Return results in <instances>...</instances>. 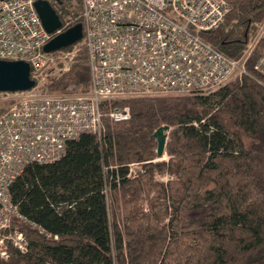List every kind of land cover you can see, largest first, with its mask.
I'll return each instance as SVG.
<instances>
[{
    "label": "trees",
    "instance_id": "16d2710c",
    "mask_svg": "<svg viewBox=\"0 0 264 264\" xmlns=\"http://www.w3.org/2000/svg\"><path fill=\"white\" fill-rule=\"evenodd\" d=\"M227 2L223 23L199 34L238 58L264 20V0ZM56 6L66 27L81 22V0ZM263 45L246 74L213 91L102 101L101 141L82 133L10 184L28 244L0 264H264V76L254 68ZM73 48L45 93L88 91L82 39L62 50ZM126 104L130 117L113 121L109 111ZM164 124L168 159L155 161L152 133Z\"/></svg>",
    "mask_w": 264,
    "mask_h": 264
},
{
    "label": "built area",
    "instance_id": "2783aa9c",
    "mask_svg": "<svg viewBox=\"0 0 264 264\" xmlns=\"http://www.w3.org/2000/svg\"><path fill=\"white\" fill-rule=\"evenodd\" d=\"M34 0H0V59H22L31 76L50 62L54 52L43 45L48 33ZM227 0H81L82 43L87 52L89 89L43 93L36 84L14 93L0 112V255L10 245L27 250V238L13 221H23L9 186L31 163L59 159L68 140L104 134L101 102L162 94L207 93L247 73V56L264 38V20L243 54L231 58L200 36L223 23ZM67 22L55 33L67 28ZM62 51V50H58ZM57 52V51H55ZM245 57V58H244ZM264 76V48L254 63ZM115 121L130 117L127 105L108 113ZM4 230H7L4 232Z\"/></svg>",
    "mask_w": 264,
    "mask_h": 264
},
{
    "label": "water",
    "instance_id": "95a60500",
    "mask_svg": "<svg viewBox=\"0 0 264 264\" xmlns=\"http://www.w3.org/2000/svg\"><path fill=\"white\" fill-rule=\"evenodd\" d=\"M34 8L41 20L44 29L53 34L43 45L46 53L62 50L73 43L80 41L83 36L82 23L77 22L57 33L62 27V20L47 0H34ZM208 30L207 32H209ZM36 84L31 76L30 65L22 59H0V92L24 91ZM167 124L157 127L152 137L156 140V156L162 157L165 153L167 141Z\"/></svg>",
    "mask_w": 264,
    "mask_h": 264
},
{
    "label": "rangeland",
    "instance_id": "374dc122",
    "mask_svg": "<svg viewBox=\"0 0 264 264\" xmlns=\"http://www.w3.org/2000/svg\"><path fill=\"white\" fill-rule=\"evenodd\" d=\"M78 13H79V16H80L81 15V6H80V9H79ZM255 35L256 34L254 33V35L251 37V41L249 40L250 42H253V43L256 42ZM262 39L263 38L259 39V41H257L254 44L251 52L246 57L247 59L249 57H251V55L255 52L257 46H260V44L262 42ZM263 48H264V45L260 49V52L263 50ZM76 52H77L76 48L66 49V50L54 52L52 54V56H51L50 62L37 75L36 89L39 88L43 93H45V90H43V87L48 85L53 77L58 76L61 73H63L64 71L68 70V68L70 66V63L73 60V57L76 55ZM258 56H259V54H258ZM46 93L55 94V93H64V92L53 91V92H46ZM166 95H175V93H169V94H166ZM17 96L18 95L14 94V93L4 94V96H2V97L0 95V112L2 110L6 109L8 106H10L14 102V99ZM118 99L123 100V99H128V98H118ZM167 133H168V131H167ZM162 159L167 160L168 159V155L166 153H164V155L162 157H160V158L157 157L155 159V161H159V160H162ZM130 167H131V172L132 173H135L138 169H141V165L139 163H137V162L131 163ZM169 177H170V175H168V174H161V173H157V172L155 173V176H154V178L156 180L163 181V182H166ZM12 225L20 227L21 226V222L13 221ZM6 231L7 230H4V232H6ZM12 248L13 247L9 245L7 247V250H11ZM8 257H9V251H8ZM8 257L5 258V257L0 255V259H7Z\"/></svg>",
    "mask_w": 264,
    "mask_h": 264
},
{
    "label": "flooded vegetation",
    "instance_id": "af4514ba",
    "mask_svg": "<svg viewBox=\"0 0 264 264\" xmlns=\"http://www.w3.org/2000/svg\"><path fill=\"white\" fill-rule=\"evenodd\" d=\"M50 5L53 7V9L57 12V3H61V0H47ZM58 14V13H57Z\"/></svg>",
    "mask_w": 264,
    "mask_h": 264
}]
</instances>
